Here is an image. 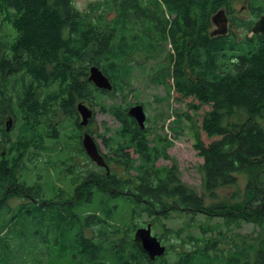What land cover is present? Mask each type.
Listing matches in <instances>:
<instances>
[{"label": "trees", "instance_id": "1", "mask_svg": "<svg viewBox=\"0 0 264 264\" xmlns=\"http://www.w3.org/2000/svg\"><path fill=\"white\" fill-rule=\"evenodd\" d=\"M236 1L101 0L80 10L74 0H0V10L13 13L15 33L12 42L0 35V264H37L38 256H52L67 240L66 207L68 231L76 229L74 260L83 264H264V35L252 32L255 20L235 15ZM222 9L229 29L212 35V17ZM245 10L258 19L264 15V0H246ZM167 50V64L160 66L155 82L166 84L168 96L192 97L211 106L195 144L204 159V186L215 197L220 188L240 190L243 176L245 192L238 202L223 198L207 204L181 181L176 167L156 166L158 159H169L174 141L165 133L141 129L126 117L124 106L107 103L116 94L127 99L135 67L145 69L147 60ZM92 66L109 78L112 91L88 80ZM81 102L127 121L117 141L104 140L132 147H105L106 164L117 168L108 167L109 173L64 165L60 176L70 178L73 197L60 188L48 196L40 182L26 180V162L36 159L31 166L38 168L37 152L47 142L59 143L67 120L79 133ZM236 111L246 117L231 124ZM10 116L16 122L8 131ZM180 122L178 117L168 128L175 140ZM77 150L89 159L82 147ZM98 194L105 195L103 209L83 213L81 202L92 203ZM19 196L25 202L16 211L24 214H12L7 201ZM115 198L132 205L131 222L123 227L114 224L115 211L107 207L108 199ZM51 206L59 210L41 214ZM143 217L152 231L163 229L155 236L166 251L153 260L133 236ZM17 218L31 230L28 235L15 224L11 228ZM168 221L180 225L167 227ZM242 223L253 225L254 231L239 232ZM85 228H92V237ZM53 232L60 237L54 238L52 252L23 245L51 240Z\"/></svg>", "mask_w": 264, "mask_h": 264}, {"label": "rangeland", "instance_id": "2", "mask_svg": "<svg viewBox=\"0 0 264 264\" xmlns=\"http://www.w3.org/2000/svg\"><path fill=\"white\" fill-rule=\"evenodd\" d=\"M97 1L101 0H74V3L78 9L85 10L90 4ZM245 4L246 0H237L233 3L236 12L235 15L237 17H240L244 21L255 20L254 22H256L260 17L258 19L253 18L251 13L245 10ZM12 14L13 13L10 10H0V35L2 34V36H5V38H10L11 42L15 37L14 29L12 27L10 19L12 18ZM215 30H217V27L213 24V27L210 31L213 33ZM170 45H168V48L171 47ZM167 54L168 50L167 52L162 53L161 55H156L155 57H152L151 59L147 60V64L144 65L145 69H142V66H136L134 70V80L132 83L133 91L130 92V94L127 96V99L122 98L120 94H116L114 98L108 99L107 103H114L115 105H120L124 100L131 102L137 101L144 104L148 112V117L150 119V132L155 130L156 134L163 135L165 133L167 134L168 138L174 141V145L167 150L169 159H158L156 162V166L176 167L177 174L180 177L181 181L196 190L199 195L204 196L207 204L213 203L223 198L229 200L232 203L238 202L243 199L245 192L246 181L243 176H240L238 179V186L240 190H238L236 187L220 188L215 191V197H212L204 186V172L202 168L204 164V159L198 154V151L195 148V144L197 140V128L201 126L203 117L206 112L211 110V106L201 105L196 99L192 97H182L181 95L179 96L177 94L172 93L170 96H168L167 91L162 86V84L155 82L156 72L158 71L160 66L167 64ZM177 99H179V101H177ZM192 103L195 105H200L201 108L197 111L194 110L191 106ZM92 110L94 112L93 122L91 123V120L87 126H81V130L79 131V133L77 131H72L68 120L63 123L65 127L63 128L62 133H60V138L58 141L60 145L59 143L47 142L46 145H44V147L46 148L41 149L37 152L39 153L38 155H40L39 158H41V162L39 164L37 162L38 165L36 164L38 168H36L34 165L31 166V164L36 162V159H34L33 161L27 160V168L28 166L30 167L29 169L26 168V170L24 171L27 176L26 180L30 182V180H33L34 178L36 182H40L41 185H43L44 191L48 196L53 195L54 192L60 188L66 190V197L67 195L68 197H73V194L71 195L72 190L70 189L72 188L69 182L70 178L68 176H60V173H62L63 171L62 167H64V165L66 164L72 167L75 166L76 171H80V169H89L99 171L100 173H109V169L97 165L90 158H87L85 160L84 156L79 155V152L77 150V147H82V139L81 145L79 144L80 135H82L81 137H83L85 134H90L95 140V142H97V145L99 144L101 146L104 138L109 137L111 134H113V130L117 125V122L112 118V115L101 112L98 107L92 108ZM178 117H181V122L179 123L181 134L175 140L174 134L168 131V128L170 126H173V122L177 121ZM245 117L246 115L244 113L236 111L229 122L231 124L239 123L243 121ZM10 119H12L11 116L8 120ZM80 119L81 118L78 114L79 122L81 121ZM104 124H106V126L109 128L108 132H105ZM200 134L201 138L203 140H206L205 135L204 133H202V131H200ZM98 148L100 152H105L106 150L105 147ZM135 157H137V155H135ZM47 163H49L51 166L48 167ZM110 164V168L112 167V169H117L114 164ZM102 169H104V171ZM119 169V171L121 172H123L124 170L122 168ZM131 173L136 174L135 171H132ZM38 174H42V176L38 178V176H36ZM67 190L69 191L67 192ZM57 194L58 193L56 192V195ZM234 194L239 195L240 199H234ZM103 196L105 195H95L92 203H89L87 201L81 202L80 206L83 208L81 211L84 213L86 210H102L104 207L103 203L105 204V198ZM24 202L25 199L19 196L9 199L7 201V205L12 208V214L22 215L24 213H19L18 211H16V208H18ZM55 207L56 206H51L41 214H45L50 210L56 211L58 208ZM107 207H112V209L115 211L116 223L114 224L123 227L131 222V204L124 202V200L122 199L115 198L111 200L108 199ZM62 212L64 216L67 217V221H64L67 222V232L64 231V236L67 238L65 242L61 243V240L58 239L60 237L59 234L53 232L55 234L50 235L51 240L49 238L47 240H42L41 242L25 241L23 243V245H25L26 247L35 248V251H39V248L41 247H46V249L48 248V250L52 252L51 249L54 247L55 244L54 238L58 237L57 240L61 243H59V248L55 247L56 250H53L52 256H38V258L41 260L40 262L37 261V264H83L82 262H77L74 260V255L78 252V246L75 244L74 241L76 229L68 231L71 225V215L69 214L70 211L67 212L66 207L62 210ZM138 221L139 225H141L140 227H143L146 226L149 220L146 217H143L141 220ZM165 223L167 227L171 228H175L180 225V221H168ZM14 224L16 227H18V230L20 232L23 233V231H25L26 235L31 232V230H26L24 228L25 223L22 221V219L17 218L15 221H13V223L11 224V228ZM59 225L63 226L62 223ZM254 229L255 228L253 225L248 223H242L239 232L250 233L254 231ZM84 233L87 237H92V228H85ZM153 233L154 235L155 233L162 234L163 229L158 226L154 229ZM14 238L17 239L16 237ZM58 249H61V251H59Z\"/></svg>", "mask_w": 264, "mask_h": 264}, {"label": "water", "instance_id": "3", "mask_svg": "<svg viewBox=\"0 0 264 264\" xmlns=\"http://www.w3.org/2000/svg\"><path fill=\"white\" fill-rule=\"evenodd\" d=\"M212 23L217 27L212 35H223L228 30V16L225 10H219L213 17ZM252 32L255 34L264 35V15H262L254 24ZM88 80L92 82L97 88L106 91H112L113 85L109 78L105 76L101 69L97 66H92L89 70ZM77 111L81 118L80 126H87L93 118L94 112L92 108L85 103L77 104ZM129 114L133 116L141 128H145L146 113L142 105H136L130 108ZM7 130L9 131L12 126V119L6 123ZM82 146L88 157L93 160L97 165L107 167L104 157L97 147V143L90 134H85L82 138ZM135 242L152 260L156 257L163 256L166 247L161 244L156 236L152 235V225L148 224L146 228H140L135 235Z\"/></svg>", "mask_w": 264, "mask_h": 264}, {"label": "flooded vegetation", "instance_id": "4", "mask_svg": "<svg viewBox=\"0 0 264 264\" xmlns=\"http://www.w3.org/2000/svg\"><path fill=\"white\" fill-rule=\"evenodd\" d=\"M162 86L166 89V84H162ZM174 94V93H173ZM122 97V96H121ZM123 98V97H122ZM120 105H122V106H124V108L127 110V111H125V115H126V117H128V119H129V121H131L132 123L134 122L135 123V125L136 126H139L140 127V125L138 124V122L136 121V119L133 117V116H131L130 114H129V110H130V108L131 107H133V106H136V105H142L143 106V108H144V111H145V113H146V121H145V128H149V122H150V119H149V117H148V112H147V109L145 108V105L144 104H142V103H140V102H137V101H135V102H131V101H127L126 103L124 102V100H123V102L120 104ZM120 105H117V107H119ZM12 119H13V122H12V125L14 124V122L16 121V119L15 118H13V117H11ZM112 118L117 122V125H116V127H115V129L113 130V134H111L109 137H105V139H108V138H110L111 140H110V142H114V141H117L118 139H119V137H120V134H119V132H120V129L122 128V130L123 129H125L126 130V124H127V121H125V122H123V121H121L119 118H117V117H115V116H112ZM9 119V118H8ZM7 119V120H8ZM81 120V119H80ZM7 122V121H6ZM12 127V126H11ZM141 128V127H140ZM144 128V129H145ZM141 129H143V128H141ZM49 136H51V138H53L52 136H53V133L52 134H49ZM82 135H80V139H82L83 137H81ZM110 142H107V141H105V140H103V142H102V144H101V146L98 144L97 145V147H132V146H129L127 143H121V144H114V145H111V143ZM97 143V142H96ZM118 143V142H117ZM83 147V146H82ZM133 152V151H132ZM101 154H102V156L104 157V159L106 158V155H107V153H108V150L106 149L105 150V152H100ZM115 155V154H114ZM133 155H136V154H133ZM132 155V156H133ZM116 157V156H115ZM114 157V158H115ZM112 164H114V163H112ZM110 165L107 163V167H109ZM146 225H148V224H146ZM140 228H146V226H143V227H138L137 229H136V231L134 232V240H135V235H136V232H137V230L138 229H140ZM152 235L153 236H155L154 235V233H153V231H152ZM136 243V242H135ZM136 245L138 246V244L136 243ZM138 248H140L139 246H138ZM141 249V248H140Z\"/></svg>", "mask_w": 264, "mask_h": 264}]
</instances>
